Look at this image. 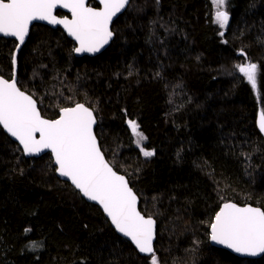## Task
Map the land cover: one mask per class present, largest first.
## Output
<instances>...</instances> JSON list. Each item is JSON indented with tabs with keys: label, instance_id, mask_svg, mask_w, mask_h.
<instances>
[{
	"label": "trees",
	"instance_id": "obj_1",
	"mask_svg": "<svg viewBox=\"0 0 264 264\" xmlns=\"http://www.w3.org/2000/svg\"><path fill=\"white\" fill-rule=\"evenodd\" d=\"M90 6L97 7L94 1ZM130 0L114 39L74 56L60 30L36 24L16 56L18 87L43 117L82 103L96 117L108 163L156 221L158 264H264L209 244L221 204L264 210V0ZM58 15L62 13L58 12ZM16 42L0 38V76H13ZM258 66L254 90L236 65ZM146 137L140 147L128 121ZM0 264H151L100 209L59 180L49 153L26 158L0 127Z\"/></svg>",
	"mask_w": 264,
	"mask_h": 264
},
{
	"label": "snow or ice",
	"instance_id": "obj_2",
	"mask_svg": "<svg viewBox=\"0 0 264 264\" xmlns=\"http://www.w3.org/2000/svg\"><path fill=\"white\" fill-rule=\"evenodd\" d=\"M101 7L88 6L86 0H0V34L15 37L23 43L32 21L42 20L63 25L68 35L79 44L75 52H98L113 36L110 24L125 10L130 0H99ZM226 0H212L215 22L224 28L229 16L223 11ZM57 8L67 9L71 19L57 18ZM15 65V58H13ZM238 71L257 88L258 66L255 63L236 65ZM95 118L84 104L60 109L54 120L42 117L32 96L17 87L15 72L11 81L0 78V126L19 141L26 154L49 149L57 171L67 177L84 197L97 202L118 232L129 237L140 253L150 254L151 264H158L153 247L154 220L137 210V196L123 175L117 174L105 160L93 133ZM128 125L140 147L146 139L139 125ZM264 132V112L258 118ZM39 134V138H37ZM145 157L154 155L140 147ZM211 240L236 253L255 256L264 253V210L259 207H238L225 203L211 225Z\"/></svg>",
	"mask_w": 264,
	"mask_h": 264
},
{
	"label": "water",
	"instance_id": "obj_3",
	"mask_svg": "<svg viewBox=\"0 0 264 264\" xmlns=\"http://www.w3.org/2000/svg\"><path fill=\"white\" fill-rule=\"evenodd\" d=\"M90 1H94L96 4H97V7H93V6H90L89 5V2ZM86 3L88 4V6H90V7H93V8H99V7H101V5H100V3H99V0H86ZM127 9V8H126ZM125 9V10H126ZM125 10H123L120 14H118L116 17H114L113 18V21L111 22V24H110V30L112 31V25H113V23H114V21L125 11ZM58 12H60V13H62L63 14V16H59L58 15ZM54 14L57 16V18H64V17H67L68 19H71V13L67 10V9H63V8H57L56 10H55V12H54ZM35 24H39V25H43V26H47V27H49V28H51V29H60L74 44H75V48L76 47H79V44L75 41V39L73 38V37H71V36H69L68 35V33H67V31L64 29V27H63V25H53V24H49L47 21H42V20H36V21H32L31 23H30V25H29V33H30V31H31V28H32V26H34ZM29 33H28V35L25 37V40H24V42L23 43H20V41H18L15 37H11V36H4L3 34H0V38H4V39H11V40H14L15 42H16V48H15V50H14V54H13V58H15V65L13 64V73L15 72V79H16V56H17V54H18V52L20 51V49L22 48V46L25 44V42L27 41V39H28V36H29ZM112 33H113V31H112ZM114 39V33H113V36L111 37V39L109 40V43L108 44H106V45H104V47L103 48H101L100 49V51H98V52H94V53H92V52H81V53H77V52H75L74 51V56L76 57V58H81V57H84V56H87V57H95V56H97V55H99L100 53H102L104 50H106L108 47H109V45L111 44V42H112V40ZM0 78H3V79H6V78H4V77H2V76H0ZM12 78H13V76H12ZM12 78L11 79H7V80H9V81H11L12 80ZM17 87H18V85H17ZM19 88V87H18ZM20 89V88H19ZM21 90V89H20ZM22 91V90H21ZM24 92V91H23ZM25 94L26 95H29V94H27L26 92H25ZM31 96V95H30ZM34 99V98H33ZM35 100V99H34ZM36 101V100H35ZM37 103V102H36ZM82 104V103H81ZM75 105H73V106H71V107H74ZM86 106V105H85ZM87 107V106H86ZM37 108H38V105H37ZM89 108V107H88ZM90 109V108H89ZM38 110H39V108H38ZM91 110V109H90ZM40 111V110H39ZM92 111V110H91ZM60 112V111H59ZM59 112H58V116L56 117V118H54V119H57L58 117H59ZM93 112V111H92ZM41 113V112H40ZM260 113H261V110H258V112H257V115H256V120H255V123H256V128H257V130H258V132H259V134L261 135V137L263 138V140H264V132H261L260 131V129H259V127H258V118H259V115H260ZM93 116H94V113H93ZM43 117V116H42ZM43 118H45V119H49V118H46V117H43ZM94 118H95V124L93 125V133H94V135L96 136V134H95V128H96V125H97V120H96V117L94 116ZM54 119H49V120H54ZM129 126V125H128ZM2 129H3V127L2 126H0ZM3 131H4V133L13 141V142H15L18 146H19V148H20V150L23 152V155L26 157V158H39V157H41V156H43V155H45V154H47V153H49L50 155H51V158H52V163H53V166L55 167V173H56V176H57V178L59 179V180H61V181H63V182H66V183H68L70 186H72L76 191H78L79 193H80V195H81V197L87 202V203H90V204H93V205H95V206H97L99 209H100V211L103 213V215L105 216V218L107 219V221L110 223V225H111V227L116 231V233L118 234V236L119 237H121L122 239H125L126 241H128L131 245H132V247L136 250V252L138 253V254H140L141 256H145V257H148V256H150V254H144V253H140L139 252V250L136 248V246H135V244L131 241V239L129 238V237H125L122 233H120V232H118L117 231V229L115 228V226L112 224V222H111V219L107 216V214L103 211V208L97 203V202H95V201H91V200H89L87 197H84L83 196V194L78 190V189H76L75 188V186L71 183V180L70 179H68L67 177H62L60 174H59V172L57 171V165L55 164V158H54V156L52 155V153H51V151L49 150V149H45V150H43V151H41V152H39V153H32V154H26V153H24V151H23V146L22 145H20L19 144V141L18 140H16L15 139V137H12L11 136V134L10 133H8L7 132V130H5V129H3ZM37 138H39V134H37ZM97 138V137H96ZM97 143H98V146L100 147V144H99V141H98V139H97ZM101 149V148H100ZM102 152V151H101ZM103 154V153H102ZM104 155V154H103ZM105 157V156H104ZM105 160H106V158H105ZM107 161V160H106ZM108 162V161H107ZM113 168V167H112ZM113 170H114V168H113ZM115 171V170H114ZM117 172V171H116ZM117 174H119V175H123V174H120V173H118L117 172ZM124 176V175H123ZM125 177V176H124ZM125 179L127 180V178L125 177ZM129 187H130V185H129ZM131 188V187H130ZM133 190V189H132ZM133 192H134V190H133ZM135 193V192H134ZM135 195H136V193H135ZM137 196V195H136ZM226 203H233V202H226ZM139 204H140V200H139V197L137 196V210L142 214V212L140 211V209H139ZM225 203H223V204H221V206L219 207V209H218V211H220V209L223 207V205H224ZM234 204H236V203H234ZM238 207H244V206H251V207H256V206H252V205H250V204H246V205H238V204H236ZM217 211V212H218ZM143 215V214H142ZM144 216V215H143ZM146 217V216H145ZM146 218H148V217H146ZM153 219V218H152ZM154 220V219H153ZM214 220V219H213ZM155 240H156V221L154 220V239H153V247H154V244H155ZM209 244H210V246H212V247H214V248H217V249H221V250H224V251H227L229 254H231V255H233V256H235V257H237V258H240V259H250V260H257V259H260L263 255H264V253H258L257 255H255V256H252V255H247V254H242V253H236V252H234L233 250H231V249H228L226 246H224V245H220V244H217L216 242H214V241H212L211 240V227L209 228Z\"/></svg>",
	"mask_w": 264,
	"mask_h": 264
},
{
	"label": "rangeland",
	"instance_id": "obj_4",
	"mask_svg": "<svg viewBox=\"0 0 264 264\" xmlns=\"http://www.w3.org/2000/svg\"><path fill=\"white\" fill-rule=\"evenodd\" d=\"M211 2H212V0H211ZM214 9H215V7H214ZM223 11H224V8L222 9ZM215 12H216V9H215ZM214 18H215V16H214ZM218 24V23H217ZM258 74H259V72H258ZM258 74H257V77H258ZM137 138V137H136Z\"/></svg>",
	"mask_w": 264,
	"mask_h": 264
},
{
	"label": "flooded vegetation",
	"instance_id": "obj_5",
	"mask_svg": "<svg viewBox=\"0 0 264 264\" xmlns=\"http://www.w3.org/2000/svg\"><path fill=\"white\" fill-rule=\"evenodd\" d=\"M59 16H63V14L62 15H59ZM33 27V26H32Z\"/></svg>",
	"mask_w": 264,
	"mask_h": 264
},
{
	"label": "bare ground",
	"instance_id": "obj_6",
	"mask_svg": "<svg viewBox=\"0 0 264 264\" xmlns=\"http://www.w3.org/2000/svg\"><path fill=\"white\" fill-rule=\"evenodd\" d=\"M36 25V24H35ZM75 49V48H74ZM226 203V202H225ZM234 203V202H233Z\"/></svg>",
	"mask_w": 264,
	"mask_h": 264
}]
</instances>
